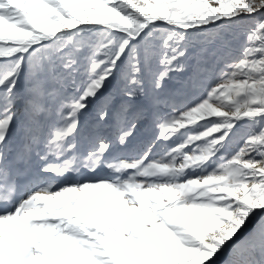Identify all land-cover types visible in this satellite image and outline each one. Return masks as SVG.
Here are the masks:
<instances>
[{"label": "snow or ice", "instance_id": "1", "mask_svg": "<svg viewBox=\"0 0 264 264\" xmlns=\"http://www.w3.org/2000/svg\"><path fill=\"white\" fill-rule=\"evenodd\" d=\"M0 264H264V0H0Z\"/></svg>", "mask_w": 264, "mask_h": 264}]
</instances>
